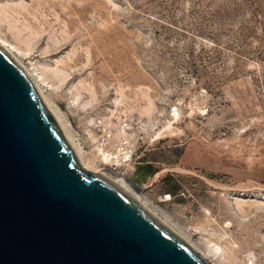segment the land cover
I'll return each instance as SVG.
<instances>
[{
  "label": "rangeland",
  "instance_id": "1",
  "mask_svg": "<svg viewBox=\"0 0 264 264\" xmlns=\"http://www.w3.org/2000/svg\"><path fill=\"white\" fill-rule=\"evenodd\" d=\"M0 33L92 168L216 264H264V0H0Z\"/></svg>",
  "mask_w": 264,
  "mask_h": 264
},
{
  "label": "water",
  "instance_id": "2",
  "mask_svg": "<svg viewBox=\"0 0 264 264\" xmlns=\"http://www.w3.org/2000/svg\"><path fill=\"white\" fill-rule=\"evenodd\" d=\"M0 264H206L114 184L82 167L1 50Z\"/></svg>",
  "mask_w": 264,
  "mask_h": 264
},
{
  "label": "bare ground",
  "instance_id": "3",
  "mask_svg": "<svg viewBox=\"0 0 264 264\" xmlns=\"http://www.w3.org/2000/svg\"><path fill=\"white\" fill-rule=\"evenodd\" d=\"M17 35H19V33ZM19 39H20V35H19L18 40ZM6 41H8V40L5 37H3V35L0 33V50L14 63V65L20 70V72L24 75V77L30 83V85L39 94V96L43 100L44 104L46 105L48 111L50 112L51 116L53 117L54 121L59 126V128L61 129V131L65 135V137L68 140V142L70 143V145L73 147L76 155L78 156V158L80 160V163H81L82 167L85 168V169H88V170H91V171H94L96 173L101 174L108 181H110L112 184H114L119 190H121L124 194H126L133 201H135L138 205H140V207H142L146 212H148L154 219H156V221H158L162 226H164L182 244H184L187 248H189L200 259H202L206 264H216L215 261L208 255V253H205L203 251V249L201 250L200 246H197L190 239V237H188L186 234L183 233V231L180 228H178V226H175L171 222V220L168 219L160 210H158L157 208H155L154 206H152L149 202H147L146 199L143 196H141V194H139V192L137 191V188L133 185V183L130 181V179H128L127 177L119 176V175H117V173L116 174L115 173H112V172L108 171L106 168H100L98 170L97 169H94V168H92V166L88 162H86L84 160V156H83V152H82L81 148H79L73 142V139H72V137L69 134L70 133L69 127H67V124H66V122L64 120V117H63L62 113H59V111L55 108V106H53L51 104V102L47 99V97L44 94V92H43V90H42V88H41L38 80L29 71L28 67H26L25 65H23L20 62V60L17 58V56L15 54V51H14L15 50V48H14L15 46L9 45ZM21 41H23V40H21ZM25 41H27V40H25ZM16 47H17V45H16ZM46 71H49V73H50V69L49 70L47 69ZM62 71H63V69H62ZM62 71L60 69H58V68H53V69L51 68V72L56 77L57 76L59 77L60 76L59 73H61ZM53 74L51 76H53ZM120 134H121L122 138H124L125 137L124 135L125 134H128V132H127L126 129L122 128V130L120 131ZM126 138L127 137H125V139ZM111 145H113V144H111ZM117 145H118V143H117ZM117 145H115V146H117ZM119 145H121L119 147L123 151V154H126V155H124L123 158H125V159L128 158V156H130V153L128 152L127 147L124 146L125 144L123 145L121 143ZM118 152L119 151H117V153ZM104 156H106V155H104ZM106 158H107V156H106ZM120 158H121V156H120ZM110 160H108V161H110ZM103 162H105V161H103Z\"/></svg>",
  "mask_w": 264,
  "mask_h": 264
}]
</instances>
